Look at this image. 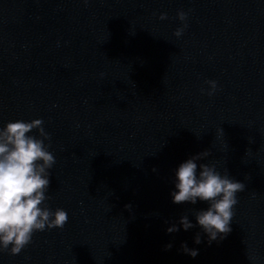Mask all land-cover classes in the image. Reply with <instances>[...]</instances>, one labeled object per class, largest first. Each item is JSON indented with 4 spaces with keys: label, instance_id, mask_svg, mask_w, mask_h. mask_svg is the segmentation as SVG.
Returning a JSON list of instances; mask_svg holds the SVG:
<instances>
[{
    "label": "clouds",
    "instance_id": "9594fccd",
    "mask_svg": "<svg viewBox=\"0 0 264 264\" xmlns=\"http://www.w3.org/2000/svg\"><path fill=\"white\" fill-rule=\"evenodd\" d=\"M177 16L180 21L186 20L183 11ZM166 18V14H161V20ZM183 31V28H178L174 34L179 37ZM206 83L210 85L208 95L211 96L217 83ZM43 123L42 119L30 122L17 120L0 128V251L9 250L11 246L12 255L19 254L31 243L34 232L62 229L68 221L65 210L57 208L53 211L47 206L41 207L49 199L45 195L50 187L49 169L56 162L54 155L48 151L50 145L45 144L50 135ZM33 130L38 131L39 138L29 135ZM209 154L199 153L179 166L176 172L177 190L171 195L175 204H196L198 200L209 204L207 210L197 211L195 216L211 243L231 232L230 222L234 216L233 208L238 203L237 194L244 191L245 185L232 180L228 174L221 175L215 165L200 164L198 173L196 161ZM179 223L185 231L194 227L187 216L181 217ZM178 230L173 225L167 231ZM195 243H201L200 234L196 235ZM181 247L193 258L198 255V250L189 249L186 244Z\"/></svg>",
    "mask_w": 264,
    "mask_h": 264
}]
</instances>
